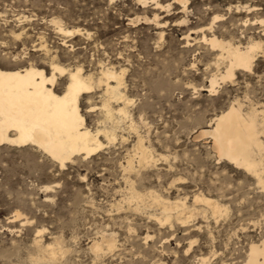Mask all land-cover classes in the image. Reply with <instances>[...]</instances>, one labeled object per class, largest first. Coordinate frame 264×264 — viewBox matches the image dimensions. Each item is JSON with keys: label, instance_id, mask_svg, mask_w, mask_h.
Instances as JSON below:
<instances>
[{"label": "rangeland", "instance_id": "rangeland-1", "mask_svg": "<svg viewBox=\"0 0 264 264\" xmlns=\"http://www.w3.org/2000/svg\"><path fill=\"white\" fill-rule=\"evenodd\" d=\"M152 4L0 0V65H33L50 75L57 62L72 70L80 67L95 79L103 69L122 71V91L132 101L130 119L116 125L114 143L102 139L103 149L76 157L64 168L34 146L0 145V264H201L202 259L239 264L250 244L264 238V189L257 177L220 159L210 137L194 138L233 104L244 113L251 108L264 112V47L254 71H237L210 92L217 73L213 52L184 39L214 15L226 16L225 29L243 44L251 34L264 45V32L231 23L221 0H188L185 26L177 23L180 9L165 13ZM260 7L264 10V2ZM155 15L160 24L152 21ZM258 17L264 18V11ZM56 22L79 28L80 34L64 35ZM81 110L90 129L113 126L104 120L101 93L82 100ZM138 138L156 160L149 169L136 167L139 173L126 170L129 159L137 165ZM131 187L146 194L143 202L130 200ZM151 192L172 203L186 202L199 214L185 224L175 216L160 224L161 209ZM198 194L218 200L225 211L215 218L203 203H194ZM109 238L113 249L105 241ZM94 242L103 250L95 253ZM38 244L54 246L58 257L50 261Z\"/></svg>", "mask_w": 264, "mask_h": 264}, {"label": "bare ground", "instance_id": "bare-ground-1", "mask_svg": "<svg viewBox=\"0 0 264 264\" xmlns=\"http://www.w3.org/2000/svg\"><path fill=\"white\" fill-rule=\"evenodd\" d=\"M137 1L142 6L148 5L151 1L165 13L180 9L183 16L177 23L182 26L189 23L188 0H170L171 2L166 5H162L159 0ZM213 1L217 2L218 0ZM263 2L264 0H221V3L226 4L229 16L232 15L231 19L228 17L231 23H240L242 27L247 28L246 30L256 31L261 28L264 32V18L258 17L259 12L264 11L260 7ZM174 5H177L178 8H173ZM208 6L206 9L212 13L215 8H212L210 4ZM213 12L215 13V11ZM236 15L241 17L237 19ZM224 17L214 15L208 25L192 30L190 27L191 31L188 30L186 35L184 33L187 44L190 42L202 43L213 52V62L216 64L217 73L210 80V92L216 91L219 80L222 82L227 79L232 80L237 71H254L253 66L258 57V51L262 49V46L264 47L260 38L255 39L251 34L246 44L236 41V36L232 31L225 29L227 28L225 23L227 18ZM158 18L159 16L155 15L152 21L160 24ZM217 22H220L221 25L216 26ZM56 24L64 35L72 36L80 32L79 28L65 29V26H61L59 22ZM223 28L224 31L221 30ZM51 71V74L47 75L44 69L33 65L23 67L20 64H15L14 68H5L0 65V145L34 146L56 161L61 168H64L66 164L76 160V157L88 158L103 149L105 144L102 139L108 144L114 143L117 136L119 137L116 134V125L123 120L130 119L127 107L132 101L122 91L124 84L122 71L117 73L118 71L113 69H103L100 71L99 77L95 79L94 75L84 74L80 67L72 70L57 62L51 64ZM61 84H64V87L59 90L58 86ZM97 93H101L104 120L113 124L110 128L108 125V127L92 130L87 126L86 118L82 114V100L89 101ZM259 109L251 108L244 113L241 105L233 104L211 119L210 129H201L194 138L210 137L212 139L211 149L220 159H225L256 176L261 188L264 189L263 172L261 171L264 168V142L261 140V135H264V112L263 109ZM116 117L119 120H116ZM102 123L104 124V122ZM130 126H133L132 122ZM136 142V153H134L137 165L134 164L133 159H129L126 166L127 171L138 172L136 167H139L138 170L146 169L156 162L153 153L145 147L142 139L138 138ZM142 176L144 175L142 174ZM145 195L141 191L137 192L134 187L130 188V200L137 204L144 201ZM149 196L158 203L161 209V217L158 216L159 223L169 222L175 216L177 221L185 224L199 214L196 209H190L186 202L172 203L152 192L149 193ZM194 203H203L215 218L225 211L218 200L203 194L196 195ZM17 217H21V214L17 213ZM105 241L108 249L115 248L113 238ZM37 247L44 249L49 254L50 261L58 257L59 252L54 246L48 245L43 248V245L38 244ZM91 249L98 253L103 250V247L101 243L94 242ZM245 257L246 259L239 264H264V238L260 243H251ZM201 261V264H206V259Z\"/></svg>", "mask_w": 264, "mask_h": 264}]
</instances>
